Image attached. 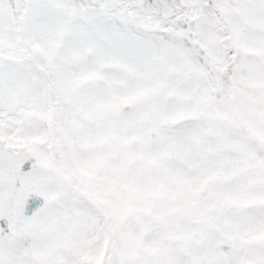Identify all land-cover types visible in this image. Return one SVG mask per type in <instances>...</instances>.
<instances>
[{"label": "snow or ice", "instance_id": "1", "mask_svg": "<svg viewBox=\"0 0 264 264\" xmlns=\"http://www.w3.org/2000/svg\"><path fill=\"white\" fill-rule=\"evenodd\" d=\"M0 264H264V0H0Z\"/></svg>", "mask_w": 264, "mask_h": 264}]
</instances>
